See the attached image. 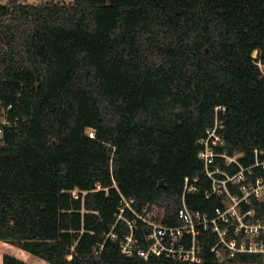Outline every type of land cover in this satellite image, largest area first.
<instances>
[{
	"label": "trees",
	"instance_id": "16d2710c",
	"mask_svg": "<svg viewBox=\"0 0 264 264\" xmlns=\"http://www.w3.org/2000/svg\"><path fill=\"white\" fill-rule=\"evenodd\" d=\"M9 105L0 264H264L260 254L219 261L210 237L196 262L120 247L145 208L181 225L187 177L198 179L187 206L214 216L221 198L206 197L199 140L217 120L218 151L249 167L264 149V0L0 3V108Z\"/></svg>",
	"mask_w": 264,
	"mask_h": 264
},
{
	"label": "built area",
	"instance_id": "2783aa9c",
	"mask_svg": "<svg viewBox=\"0 0 264 264\" xmlns=\"http://www.w3.org/2000/svg\"><path fill=\"white\" fill-rule=\"evenodd\" d=\"M10 109L11 105L0 108V136L3 127L10 124L8 119ZM220 129H223V122L217 120L215 127L209 129L207 135L199 140L202 145L199 158L211 180L206 197L221 198V205L215 208L214 216L209 217L187 206L186 193L198 191L193 184L198 179L187 177L183 205L178 212L181 225H161L155 221L154 213L145 208L142 214L136 213L134 220H127L130 232L123 235L120 243L123 254L145 260L159 257L166 260L196 262L199 255H203L210 237L213 242L210 251L219 261L233 259L239 254H260L264 260V179L254 176L255 168L264 169V149H255V163L245 167L240 162V155L231 156L227 150L221 152L217 150V145L224 144L218 133ZM223 164L237 165L239 170L231 174L225 170ZM123 202L124 207L132 209L133 200L124 199ZM120 218H123L122 214ZM140 223L146 225L148 230L144 232L146 248L135 239V231L139 230ZM110 236L112 239L117 238L112 232ZM104 245V243L99 245L95 249V254L101 255Z\"/></svg>",
	"mask_w": 264,
	"mask_h": 264
},
{
	"label": "rangeland",
	"instance_id": "374dc122",
	"mask_svg": "<svg viewBox=\"0 0 264 264\" xmlns=\"http://www.w3.org/2000/svg\"><path fill=\"white\" fill-rule=\"evenodd\" d=\"M7 1H8V0H2V1H1V4H6ZM23 1L26 2V3H29V4H33V3L38 2L39 0H23ZM56 1H67V2H69V1H72V0H56ZM88 133H89V134H92V131H89Z\"/></svg>",
	"mask_w": 264,
	"mask_h": 264
},
{
	"label": "crops",
	"instance_id": "0c3cea01",
	"mask_svg": "<svg viewBox=\"0 0 264 264\" xmlns=\"http://www.w3.org/2000/svg\"><path fill=\"white\" fill-rule=\"evenodd\" d=\"M2 1V0H1ZM1 1H0V3H1Z\"/></svg>",
	"mask_w": 264,
	"mask_h": 264
}]
</instances>
